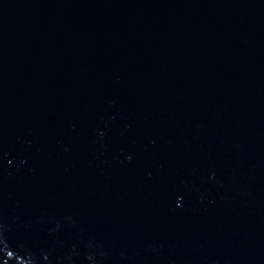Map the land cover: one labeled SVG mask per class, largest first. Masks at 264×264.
<instances>
[{
    "label": "water",
    "instance_id": "water-1",
    "mask_svg": "<svg viewBox=\"0 0 264 264\" xmlns=\"http://www.w3.org/2000/svg\"><path fill=\"white\" fill-rule=\"evenodd\" d=\"M0 264H264V0H0Z\"/></svg>",
    "mask_w": 264,
    "mask_h": 264
}]
</instances>
